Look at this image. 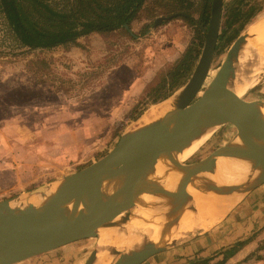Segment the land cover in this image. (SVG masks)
Segmentation results:
<instances>
[{
  "label": "rangeland",
  "instance_id": "374dc122",
  "mask_svg": "<svg viewBox=\"0 0 264 264\" xmlns=\"http://www.w3.org/2000/svg\"><path fill=\"white\" fill-rule=\"evenodd\" d=\"M50 2L63 5L62 0ZM200 2L145 0L129 31L92 33L75 44L48 50L21 46L0 16V202L22 197L87 167L108 153L123 133L142 125L141 118L173 90L169 73L187 47L196 44L199 48V33L180 15L187 11L195 20ZM256 3L261 12L251 24L264 19V0ZM169 17L153 26L158 18ZM225 24L221 20L220 29ZM249 25L240 34L248 33ZM230 45L215 53L202 90L218 71ZM252 50L255 57L257 52L264 53L256 46ZM252 58L235 70L229 87L246 85L242 100L264 102V54L257 62ZM235 138L232 127H216L203 147L183 164L193 163ZM262 191L264 184L242 195L228 218L206 231L171 241L172 247L143 264H216L226 250L245 240L250 242L224 264H263L264 214L255 217L250 210L254 198L264 199ZM240 207L243 217L231 224L229 215ZM97 238L19 264H84L95 250ZM123 253L119 251V255Z\"/></svg>",
  "mask_w": 264,
  "mask_h": 264
},
{
  "label": "water",
  "instance_id": "95a60500",
  "mask_svg": "<svg viewBox=\"0 0 264 264\" xmlns=\"http://www.w3.org/2000/svg\"><path fill=\"white\" fill-rule=\"evenodd\" d=\"M223 3L224 0L211 2L207 29L201 28V53L189 79L178 91L173 111L123 133L108 153L87 167L22 197L0 202V264H19L95 238L100 229L111 227L124 214L121 224H126L134 200L141 194L173 201L178 211L188 201L184 193L187 184L198 175L214 174L219 158L248 162L257 174L228 187L210 185L208 190L244 195L264 184V119L256 110L263 102H246L229 88L238 53L246 40L245 32L230 45L218 71L202 90L215 54ZM170 18H158L153 26ZM124 28L129 31L128 26ZM224 125L235 130L234 140H239L240 145L233 140L190 164L171 161L172 154L181 152L203 132ZM160 158L182 173L174 193L148 180ZM108 182L117 185L110 195H104L102 186ZM35 196L43 197V201L29 203L28 197ZM12 202L17 206L10 207ZM173 243L158 246L144 240L137 249L122 255L114 251L112 257L119 256L112 264H143ZM95 260L93 251L84 264H94Z\"/></svg>",
  "mask_w": 264,
  "mask_h": 264
},
{
  "label": "bare ground",
  "instance_id": "6f19581e",
  "mask_svg": "<svg viewBox=\"0 0 264 264\" xmlns=\"http://www.w3.org/2000/svg\"><path fill=\"white\" fill-rule=\"evenodd\" d=\"M246 40L238 53L235 70L254 57V62L262 58V53L252 54V46L264 51V19H259L247 27ZM258 46V47H257ZM253 59V58H252ZM230 88V87H229ZM246 85L235 84L231 91L241 98L246 91ZM178 92L151 109L141 118L142 124L161 118L175 108ZM201 93H199V96ZM258 114L264 119V102L256 108ZM213 129H208L200 136L193 139L181 152L172 154V162L182 164L192 158L207 142ZM239 140H234L235 145H240ZM257 172L252 170L250 163L235 159L219 158L214 174L198 175L187 184L184 193L188 196L186 205L175 211V203L168 199L148 194H141L134 200V211L130 214L126 224L121 222V215L111 224L98 231L97 245L94 253V264H110L114 251H131L137 249L146 240L158 246L181 239L183 236L195 232L206 231L212 228L218 221L224 218L237 204L242 193L222 195L208 190L210 185L228 187L241 182L247 177L255 176ZM182 173L172 168L166 160L159 159L154 172L148 176V180L159 183L166 191L176 192ZM116 183L108 182L102 186V193L110 195ZM53 190H49L52 193ZM48 193V194H49ZM47 196V194H44ZM29 203L37 205L43 201V197H28ZM18 203H10V207ZM187 205L192 206L188 209Z\"/></svg>",
  "mask_w": 264,
  "mask_h": 264
},
{
  "label": "trees",
  "instance_id": "16d2710c",
  "mask_svg": "<svg viewBox=\"0 0 264 264\" xmlns=\"http://www.w3.org/2000/svg\"><path fill=\"white\" fill-rule=\"evenodd\" d=\"M51 0H0V16L16 41L29 49H53L58 46L75 44L79 38L92 33L107 34L124 26L130 27L133 19L143 7L145 0H62L58 7ZM212 0H201L197 18L187 11H174L180 18L188 21L199 33V48L196 44L187 47L174 69L172 76L174 88L160 101L167 99L188 80L199 58L202 46L201 28L206 29L209 22ZM261 8L256 0H228L223 3L221 20L225 26L220 29L215 53L230 45L246 26L259 15ZM215 55V54H214ZM250 240L237 243L226 250L224 264ZM264 264V263H263Z\"/></svg>",
  "mask_w": 264,
  "mask_h": 264
},
{
  "label": "crops",
  "instance_id": "0c3cea01",
  "mask_svg": "<svg viewBox=\"0 0 264 264\" xmlns=\"http://www.w3.org/2000/svg\"><path fill=\"white\" fill-rule=\"evenodd\" d=\"M253 192H255V190ZM262 193L264 194V191H262ZM250 199H251V197H250ZM253 201L254 202H252V203H254V204H252L251 208H250L251 213H254L255 215H253V216H255V217H257L258 214H260V216H262V214H264V199L262 200V202H260L258 200V198H254ZM242 208L243 207H240V209H238L236 212L234 211L235 215L234 214L233 215H229L230 218H231V224L234 223L233 221H237L238 217H243V212L244 211L242 210ZM226 218H228V215H226L223 219H226Z\"/></svg>",
  "mask_w": 264,
  "mask_h": 264
}]
</instances>
